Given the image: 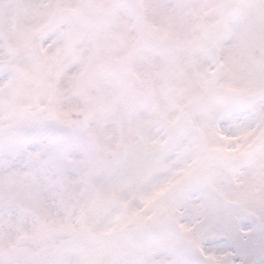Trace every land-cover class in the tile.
<instances>
[{
    "label": "snow or ice",
    "instance_id": "obj_1",
    "mask_svg": "<svg viewBox=\"0 0 264 264\" xmlns=\"http://www.w3.org/2000/svg\"><path fill=\"white\" fill-rule=\"evenodd\" d=\"M0 264H264V0H0Z\"/></svg>",
    "mask_w": 264,
    "mask_h": 264
}]
</instances>
